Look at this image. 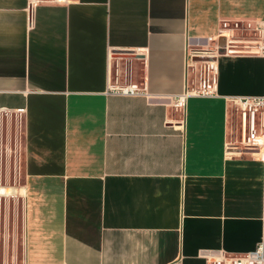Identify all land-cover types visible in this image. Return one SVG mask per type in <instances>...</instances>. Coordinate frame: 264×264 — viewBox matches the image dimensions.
<instances>
[{"label":"crops","instance_id":"obj_1","mask_svg":"<svg viewBox=\"0 0 264 264\" xmlns=\"http://www.w3.org/2000/svg\"><path fill=\"white\" fill-rule=\"evenodd\" d=\"M233 19L264 21V0H0V106L24 109L22 264H208L264 244V158L224 146L225 97L264 94V57L222 54L217 97L169 100L187 53ZM117 69L147 94L108 92Z\"/></svg>","mask_w":264,"mask_h":264},{"label":"built area","instance_id":"obj_2","mask_svg":"<svg viewBox=\"0 0 264 264\" xmlns=\"http://www.w3.org/2000/svg\"><path fill=\"white\" fill-rule=\"evenodd\" d=\"M47 1L63 3L68 0ZM210 43L212 44L204 49H192L187 53L184 89L181 93L169 98L170 104L175 109L183 111L187 98L190 96L208 98L218 96L217 75L220 55L264 57V21L222 20L217 32L211 36ZM136 52L134 50L130 53ZM116 56L122 55L117 54ZM119 76L117 69L114 82L108 85V92L123 95L147 94L145 82H128L125 76V81L120 83ZM225 99L232 104L234 112V120L230 123L229 136L224 144L225 153L227 155L251 153L259 159H263L264 94L227 96ZM23 113V108L11 109L0 106V159H3L4 155L8 161L13 158L15 166L19 165L20 169L23 157ZM18 187L21 189V181L19 185L0 183V197L14 198L18 195L22 200V194L19 196L16 192ZM208 264H264V244L260 241L253 250L242 254L210 258Z\"/></svg>","mask_w":264,"mask_h":264},{"label":"rangeland","instance_id":"obj_3","mask_svg":"<svg viewBox=\"0 0 264 264\" xmlns=\"http://www.w3.org/2000/svg\"><path fill=\"white\" fill-rule=\"evenodd\" d=\"M22 180L23 169L15 166L13 158L8 161L4 155L0 159V183L19 185ZM23 210L18 195L0 197V264H22Z\"/></svg>","mask_w":264,"mask_h":264},{"label":"bare ground","instance_id":"obj_4","mask_svg":"<svg viewBox=\"0 0 264 264\" xmlns=\"http://www.w3.org/2000/svg\"><path fill=\"white\" fill-rule=\"evenodd\" d=\"M5 189V188H4ZM16 192L19 194V196L22 194V189H20L19 187L17 188Z\"/></svg>","mask_w":264,"mask_h":264}]
</instances>
